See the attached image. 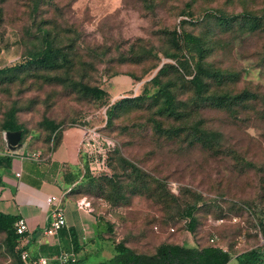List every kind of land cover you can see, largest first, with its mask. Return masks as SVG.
<instances>
[{
    "label": "rangeland",
    "instance_id": "1",
    "mask_svg": "<svg viewBox=\"0 0 264 264\" xmlns=\"http://www.w3.org/2000/svg\"><path fill=\"white\" fill-rule=\"evenodd\" d=\"M243 12L262 16L264 0H0V68H8L0 75V139H5L1 126L12 107L29 147H45L48 136L51 141L54 133L44 128V118L66 128L70 151L78 124L100 127L116 141V152L100 178L85 186L84 197L93 213L112 225L110 238L139 252L152 253L161 243H211L234 256L263 249L264 21L254 27L243 16L227 24L217 20L218 15ZM42 25L67 54L68 68L55 72L27 62L42 45ZM174 30L200 36L208 48L204 61L230 74L223 84L212 82L211 91L248 89L256 97L236 112L201 108L189 87L192 76L181 72L174 90L187 104L183 121L160 117L154 97H146L140 106L122 103L107 124V109L114 102L136 97L146 85L154 96L151 78L164 63L177 64L167 55L181 52L171 41ZM78 83L100 86L107 94L86 96ZM155 120L166 127L197 126L214 135L223 153L160 135ZM128 163L147 185H127ZM170 184H176V191ZM188 204L198 206L194 231L184 215ZM4 236L0 233V264H16ZM104 244L108 256L111 241ZM92 248L86 244L83 254ZM43 253L48 254L46 249ZM103 259L98 253L87 261ZM235 262L233 258L231 264Z\"/></svg>",
    "mask_w": 264,
    "mask_h": 264
},
{
    "label": "trees",
    "instance_id": "2",
    "mask_svg": "<svg viewBox=\"0 0 264 264\" xmlns=\"http://www.w3.org/2000/svg\"><path fill=\"white\" fill-rule=\"evenodd\" d=\"M241 13H235L231 16L218 15L217 20L227 24L237 19L238 16H243L246 20L252 22V26L254 27L258 26L261 21H264V14L260 16L253 12ZM38 29L42 37V45L30 52V58L27 62L37 64L39 67L55 70V72L62 68H68L66 64V62H68L67 54L55 45L53 38H51L50 28L42 25ZM171 41L181 52L167 53L170 58L176 60L177 64L164 63L157 71L156 75L151 78L150 82L152 86L157 88L154 96L153 94L149 95V86L146 85L141 94L136 97L122 98L114 102V104L107 109V124L112 123L122 103L134 101L136 105L140 106V103L143 104L145 102L146 97H151L152 99L154 97V102L157 106L156 113L160 117L172 119L174 121H183L188 116L187 104L185 101L178 99L174 90L177 80L183 77V75L180 74L181 72L188 73L192 76L189 80V87L193 89L195 105H199L201 108L213 106L226 111L236 112L239 107H246L253 96L256 97V94L248 89H244L241 92H232L228 90L211 91L212 82L223 84L226 78L230 77V74L204 61L205 53L208 48L205 46V42L200 36L187 31H183L178 35L177 31L174 30ZM61 59L65 63L61 62ZM192 65L193 67L191 69ZM7 69L6 67L0 68V75L5 73ZM166 76L167 79L164 80L163 77ZM78 91L95 99H101L107 94V91L100 86L84 83H78ZM16 112L17 110L14 107L9 110L7 118L2 123L1 131H21V142L23 140L21 144H26V146H28L29 142H26L25 138H23L25 130L23 125L16 119ZM43 123L44 128L49 133H54L51 141H48V136V139L44 142L45 147L35 148L31 146V148L28 146L29 150L38 152V150H49L51 146L56 148L59 145L65 128L58 129L59 123L52 119L44 118ZM154 127L158 134L165 135L168 138L179 137L188 139L187 144L191 147L200 145L201 148L210 151L214 155L223 153L220 147L214 142V135H209L206 131L199 129L197 126L191 129L187 128L186 125L166 127L163 125L162 121L155 120ZM115 152V149L109 151L107 162L109 165L111 157ZM83 157L85 166L84 172L81 168L77 169L75 172H66L68 182H78L70 192V194H74L76 197H84V194L87 193L85 186L88 183H95L96 179L100 178V174H95L90 170L86 156L83 155ZM11 165L12 158L0 153V169L9 168ZM128 165L127 169L130 168V172L126 171V173H128L126 177L130 179L131 182L127 185L136 189L147 185L145 180L139 179L138 169L131 163H128ZM197 209V204H188L184 209V215L189 219L188 229L190 231H194L198 225V218L196 216ZM95 217L98 221L99 240L111 241L113 255L110 258L97 262H88L87 255L84 257H77L78 253L83 248L81 244L77 243V232L74 228L65 229L62 227L59 229L62 237L67 236L72 238L74 245L71 248L67 245L44 246L43 249L47 250L48 256L55 257L49 264H231L233 258L236 260L235 264H255L261 251V249L252 248L234 256L229 249L211 243L202 246L161 243L152 253L139 252L123 240H112L110 238L113 230L112 225L107 224L97 215H95ZM18 219V215L7 214L0 211V233L5 235L4 243L8 251L14 256L16 264H25L20 253L15 249L16 240L19 236L15 227V223ZM261 230L264 234V221L261 222ZM216 239L217 236L214 235L211 238V242H215ZM61 250H64L63 252L72 251L74 254L66 261H62V259L59 258Z\"/></svg>",
    "mask_w": 264,
    "mask_h": 264
},
{
    "label": "crops",
    "instance_id": "3",
    "mask_svg": "<svg viewBox=\"0 0 264 264\" xmlns=\"http://www.w3.org/2000/svg\"><path fill=\"white\" fill-rule=\"evenodd\" d=\"M125 80L127 81V78ZM77 129L78 139L76 142L73 141L71 151L65 128L56 148L51 146L49 150H38L41 153L39 159L22 157L24 154L34 152L29 150L26 144H20L15 149H11L5 139H0V153L12 158L11 167L0 169V211L18 215L19 218L27 221L29 232L25 248L32 259L45 255L44 246L67 245L71 248L74 245L72 238L62 237L59 231L54 235L45 234V230L50 227L53 219L52 206L46 203L49 195L62 198L60 206L66 219L63 228L76 230L77 243L83 247L80 251L81 256L86 255L83 254L86 244L94 246L87 256L99 253L107 259L113 255L111 252L106 256L102 251L106 240H99L98 221L93 211L78 207V201L85 197L70 194L78 182H68L66 172H75L79 168L83 172L85 170L84 157L80 153L83 131L79 127ZM18 172L20 176H17ZM63 251L61 250V254L65 252L74 254L72 251ZM255 264H264V249H261Z\"/></svg>",
    "mask_w": 264,
    "mask_h": 264
},
{
    "label": "built area",
    "instance_id": "4",
    "mask_svg": "<svg viewBox=\"0 0 264 264\" xmlns=\"http://www.w3.org/2000/svg\"><path fill=\"white\" fill-rule=\"evenodd\" d=\"M77 127L81 128L83 131V139L81 142L80 153L86 156L90 170L95 174L104 173L107 168L108 154L110 150H114L117 147L116 141L108 136L100 127L88 126L78 124ZM26 159H39L41 157L40 152H31L22 155ZM20 176V172L17 173ZM171 188L176 191V184H170ZM62 198L56 195H49L46 198V203L52 206L51 214L53 219L50 223V227L45 230V234L54 235L60 228L66 224L65 215L63 209L60 206ZM79 208H87L92 210L90 202L86 198H82L78 201ZM15 227L17 233L19 234L15 249L20 253L22 260L25 264H49L55 257L40 255L35 259H32L29 252L25 248L27 244V233L29 232V226L24 218H19ZM73 254H68L67 252L59 256L62 261H66Z\"/></svg>",
    "mask_w": 264,
    "mask_h": 264
},
{
    "label": "water",
    "instance_id": "5",
    "mask_svg": "<svg viewBox=\"0 0 264 264\" xmlns=\"http://www.w3.org/2000/svg\"><path fill=\"white\" fill-rule=\"evenodd\" d=\"M4 138L11 149H15L21 144V131H5Z\"/></svg>",
    "mask_w": 264,
    "mask_h": 264
}]
</instances>
